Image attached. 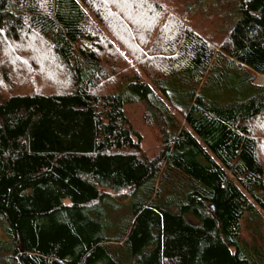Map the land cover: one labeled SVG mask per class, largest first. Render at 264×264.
I'll return each mask as SVG.
<instances>
[{
    "label": "trees",
    "instance_id": "obj_1",
    "mask_svg": "<svg viewBox=\"0 0 264 264\" xmlns=\"http://www.w3.org/2000/svg\"><path fill=\"white\" fill-rule=\"evenodd\" d=\"M237 1L217 46L165 0H0L11 264H264V0ZM23 52L57 85L13 90ZM130 103L147 106L155 155Z\"/></svg>",
    "mask_w": 264,
    "mask_h": 264
},
{
    "label": "rangeland",
    "instance_id": "obj_2",
    "mask_svg": "<svg viewBox=\"0 0 264 264\" xmlns=\"http://www.w3.org/2000/svg\"><path fill=\"white\" fill-rule=\"evenodd\" d=\"M163 5L169 7L170 14L173 16L176 15L183 22L185 21V24L197 30L202 36L217 46L229 35L233 25L240 17L237 0H165ZM137 29L142 34L141 28L138 27ZM103 32L107 37L112 36L107 30H103ZM126 37L125 34H120V38L128 42ZM111 41L118 52H120V55L129 57L128 52H126L121 44L113 38H111ZM39 48L42 49L41 46ZM11 54L3 51L0 54V60L2 61V58L3 60L11 58ZM21 58L23 60L21 63L16 60L10 63L12 65V72H16L15 69L19 70V72L13 73L11 77L15 86L13 90L25 92L35 87H43V90H51L53 85H57V79L51 80L48 75L36 72L37 69L40 70L38 67L40 63H38V59L32 54L27 55V53L23 52ZM51 59L55 61L53 57ZM33 63L36 64V67H34ZM255 82L262 84L264 82V76L258 75ZM4 91H7L5 87ZM124 110L132 128L141 135V146L145 153L155 155L159 148L158 131L149 122L150 115L149 111H147V106L143 103H130L124 106ZM260 126L262 127V124ZM261 161L264 167V151L261 154ZM245 225L243 220L242 226L245 227ZM262 233L264 241V224L262 226ZM242 234L246 239H250V234L245 228ZM13 244V239L7 232L6 220L0 214V264H11L9 257L13 253Z\"/></svg>",
    "mask_w": 264,
    "mask_h": 264
}]
</instances>
